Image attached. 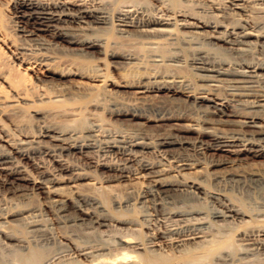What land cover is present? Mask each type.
Segmentation results:
<instances>
[{
  "label": "bare ground",
  "instance_id": "obj_1",
  "mask_svg": "<svg viewBox=\"0 0 264 264\" xmlns=\"http://www.w3.org/2000/svg\"><path fill=\"white\" fill-rule=\"evenodd\" d=\"M90 1L16 0L26 24L64 44L18 25L20 48L44 79L0 74V116L18 119L23 104L37 126L34 134L15 127L17 139L0 136V264H232L235 245L241 257L264 255V170H247L264 158V0H198L192 12L172 0H147L148 8L122 0L116 14ZM96 29L104 33L90 35ZM124 42L141 50L112 48ZM58 48L103 51L138 71L131 77L117 64L114 76L102 60L82 62ZM101 107L110 118L153 119L180 134L112 129ZM192 131L196 139L184 135ZM98 185H122L127 195L97 194ZM40 195V205L30 203ZM111 228L120 233L114 243L92 237ZM143 228L144 239L135 238ZM58 241L62 248L51 250Z\"/></svg>",
  "mask_w": 264,
  "mask_h": 264
},
{
  "label": "rangeland",
  "instance_id": "obj_2",
  "mask_svg": "<svg viewBox=\"0 0 264 264\" xmlns=\"http://www.w3.org/2000/svg\"><path fill=\"white\" fill-rule=\"evenodd\" d=\"M50 1H58V0H50ZM91 1L92 2L94 1V3L95 2H99V1L102 2V3H109L110 5H108V7H109V9H111L113 14H116L118 9L121 8V6L124 4L122 2V0H91ZM128 1L129 2L133 1L136 4H138L140 6H144L146 8L149 7V4H148L147 0H128ZM172 1H173V3L176 6H178V7L179 6H181V7L183 6L182 8L190 10L191 12L199 10L198 5H197V1L198 0H188V1H185V0H172ZM18 25L24 26L25 29L32 31L33 33H36L37 35H39L42 38H45L47 40L57 41L61 46H63V44H64V42L61 39H59L57 37H54L52 34L38 32V31H36L33 28L32 25L26 24L25 21L22 18H20L18 13H17L16 0H0V59H1L0 74L2 73V74H5V75H9V76H11L10 74H12L13 77H16L18 79H22L23 77L28 76L27 78H29V80L31 82L36 81V77H39L40 79H44L45 70L40 66V64H38V63L36 64V62L33 63L34 61H32V60H33L34 57L31 56L30 54H27V55H26V53L24 54V52L20 48L25 43L22 41V38H20V34L17 31V27L16 26H18ZM184 29L187 32L188 28H181V29H179V31H181V30L183 31ZM191 30H195V29H191ZM111 31L112 30H109V32H111ZM103 33H104V31H102V30L99 31V30L96 29V30L90 32V35L95 36V35H101ZM192 34H194V37H197V38H199L201 36V33H199V32H195V33L192 32ZM118 44H119V46L117 47ZM118 44L116 46L112 47V48H115L114 50L118 51V52L123 51L126 48H131V47H133V49H136V50H141L138 46H136V44H132V42H130V43L129 42H124L122 44L121 43H118ZM127 44L130 45V46H128ZM166 48H167L166 52L169 49H173L171 46L166 47ZM208 48L209 47H207L206 49H208ZM210 49H212V48H210ZM210 49H209V51L211 52ZM192 50L193 49L186 50V51H188L187 54L191 53ZM58 51L64 52V53H66V52L68 53L69 52L70 56L76 57L78 60L81 59L80 61L85 60V62L90 61L92 63V61L96 62L98 59L102 60V62L107 63L108 71L111 74H113L114 76L117 74L116 73V69L114 68V65L123 64L122 62L120 63V61H114V59H115L114 57H110L109 54H106L103 51H101L103 53L98 52V51L97 52L93 51V52H88V53H83V54L78 52L77 49H74V48L73 49H61V48H58ZM169 52L170 51H168V53ZM212 53H216V55L218 57H221V58H224V59H227V58L229 59V55H227L223 51V49H212ZM123 65L126 68L127 72L129 71L128 74L131 77H133V74H135L138 71V70H136L137 69V64L131 63V65L129 66V63L128 64L124 63ZM132 65H136V66H132ZM174 66H171L170 68L172 69ZM143 67L144 66H141V67L138 66V69L143 70ZM187 68H189V67H185V69L187 71H189V72L192 70L191 68L190 69H187ZM133 71H135V72H133ZM131 72H132V74H131ZM0 82H1V80H0ZM4 87H5V85H4ZM8 94L11 95L10 92H8ZM115 95H110L111 96V100L112 101L116 100L117 103L119 102V105H121V106L124 105L122 107H126V105H127L126 102H127L128 99L126 100V98L124 96H123L124 97L123 98L119 94H115ZM156 99L165 101L168 105H172V106H174L176 108L177 107L179 108V105L181 104L180 105L181 108L177 109L178 111L179 110H182V111L193 110V108L189 107L187 104H185L183 101H180L179 99L178 100L177 99L172 100L173 98H171V97H166V99H165V97H156ZM124 101H126V102H124ZM104 102H103V106L106 105V101H104ZM38 104L40 105V107H44V108L46 106L48 107V104H46V103H38ZM22 105H21V107H20V105L18 106L19 107L18 108L19 111H21V116L18 119L16 118L15 120L9 121V119L4 118V116H0V136H2L3 134L8 133V135H9V137L11 139H17L18 135H17V131L16 130L18 129V126L19 127H23V128L26 127V130L28 131L29 134H34L36 132V130H37L36 121L33 120L32 117H30V115H29V107H27L25 105L22 106ZM102 107L100 108L101 110L99 109V114H100V116L102 118H104V119L106 118V120L108 122H110L112 129L135 130V131H139V132H142V133H145V134L147 133V134H150V135L160 134V133L163 134V135H165L167 133H173V134H178L179 133L177 131L168 129L167 127L157 126L156 125L157 121H155L153 119L147 120L145 118H135V119H130V120L127 119V121H126V119H117L116 117L115 118L114 117L110 118L108 111L105 108H103V110H102ZM158 109H159L158 107H155L154 109H147V110H145V113L147 115H152V114L155 113L154 111L158 112L159 111ZM151 118H152V116H151ZM51 120L54 121L55 123L60 124L63 127L68 125L67 121H65L66 119L62 118V117H59V116H54V117L51 118ZM23 123H25L26 126ZM185 123H186V121H181V124H185ZM85 125L86 126L88 125V120H85ZM1 129H4V131L3 130L1 131ZM184 135L189 137L190 139H196L197 138V134L194 133L193 131L189 132V133H185ZM204 139H207V136ZM218 157L219 156H216V158H218ZM248 169H251V170L252 169L264 170V158H261V159L259 158L256 161H254L250 166L247 167V170ZM34 171L35 170L33 169L32 172L36 174L37 171H35V172ZM146 182L147 181H146L145 178H142V179L140 178L138 182H135L136 189L138 191L144 190L145 186H146ZM97 187L98 188L92 187L91 188L92 191L96 192L97 194L103 195L106 190L103 189V188H99V185ZM106 192L109 193L111 196H114L116 194L120 195V196L127 195L126 194V189L122 185H117V186H115V188H113V191H111V192L110 191H106ZM103 196H105V195H103ZM43 199H45V198H43L41 195L40 196H35V197H33L31 199L30 203H32L34 205H40L44 201ZM113 214H115L116 216H120V215L126 214V211H122V212L116 211V213L114 211ZM129 215L132 216V217L135 216V214H129ZM241 227H243V226H241ZM234 228H236V227H233V230L231 231L233 233L232 234L233 236H235V233H236L238 227L236 228V230ZM86 229H87L86 227L80 226L79 229L77 228L76 230L78 232H80V233H84V232H86ZM144 230H145L144 228L142 230H137L136 229V230L132 231V234L137 239H144V237H145L144 232L146 231V230L145 231ZM97 235H98L99 238L97 237ZM118 235H120L119 230H117L115 228H111V229L106 230V232H103V233H100V234L98 233V234L94 235V233H93L92 237L96 238V239H98L100 241L106 242V243H114V240L118 237ZM58 242H55V244L52 245V248L50 247L51 250H56L59 247L62 248L63 243L59 242L60 243L59 244ZM255 245L256 244L251 245V246L255 247ZM240 246H242V245H238L237 246L238 248H237L236 245H235L232 248H230V250H228V252L231 255H233L232 256L233 260L236 261V263L233 261L232 264H234V263L235 264H264V255H263V253H261V254L258 253L256 255L247 256V257H241L242 256V252H241L242 248ZM230 251H232V252H230ZM165 254H167V256L171 255L170 257L173 256V253L171 251H169V250L166 251ZM238 258H239V260H238ZM174 260L173 259L171 260V263L173 262L172 264H184L183 262L182 263L181 262H179V263L175 262L174 263ZM82 261H81L82 263H85L84 260H82ZM203 261L207 262V264H216L212 260L208 261V259L199 260V261H196V263L193 262L191 264H200V263L201 264H205V263H203Z\"/></svg>",
  "mask_w": 264,
  "mask_h": 264
}]
</instances>
